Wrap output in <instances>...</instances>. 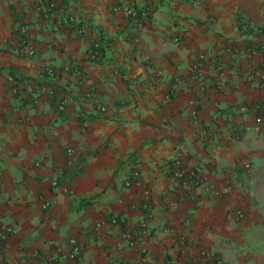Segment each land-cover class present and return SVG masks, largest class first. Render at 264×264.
Masks as SVG:
<instances>
[{
  "label": "crops",
  "instance_id": "1",
  "mask_svg": "<svg viewBox=\"0 0 264 264\" xmlns=\"http://www.w3.org/2000/svg\"><path fill=\"white\" fill-rule=\"evenodd\" d=\"M51 1L42 18L37 0H0V264H35L32 250L42 264H203L200 250L264 264V0ZM119 2L147 12L144 29ZM15 21L29 57L12 52ZM64 66L79 74L44 73ZM172 158L205 178L198 205ZM69 238L77 260L60 256Z\"/></svg>",
  "mask_w": 264,
  "mask_h": 264
},
{
  "label": "built area",
  "instance_id": "2",
  "mask_svg": "<svg viewBox=\"0 0 264 264\" xmlns=\"http://www.w3.org/2000/svg\"><path fill=\"white\" fill-rule=\"evenodd\" d=\"M35 8L39 11L42 18H46L51 14L52 10L54 9V3L51 0H37V4ZM113 10L115 12H120L124 17L130 19L136 28H139V29L145 28L144 21H145L146 14H147L145 10L136 11L133 8L129 7L128 5L124 4L123 2H119L118 4H115L113 6ZM72 20H73V17L71 15H68L64 20H57L56 23L57 24H61L64 22L69 23ZM241 29L242 30L244 29L243 26H241ZM11 30L13 34L12 52L19 57L31 56L34 52V49H33L32 44L27 39L26 27L22 23L15 21L12 24ZM79 31L82 32L83 30L80 29ZM177 40L178 38H174L175 42ZM261 49L264 51V43L263 44L261 43ZM99 53H100V50H99L98 42L92 40L91 50L88 54L89 59L92 61L97 60L99 57ZM202 58H203V55L200 54L197 61H195V63L192 64V68H191L190 78L197 83H199L201 66H202L201 64ZM261 64L262 66H264L263 60ZM44 73L49 77H53L57 73L61 75H65L68 73L78 75L79 69L75 66H72V67L64 66L62 68H59V70H55L52 67H46L44 69ZM259 73H260L259 70H256L252 73V75H255V74L258 75ZM219 75H221V72H219ZM250 77L251 75H248V78ZM41 89L49 93H52V89L45 88L44 86H42ZM198 89L200 91H203L204 87L202 85H199ZM63 105H64V100L61 99L57 102V108L59 110L63 109ZM96 109L99 111H102L104 107L96 106ZM240 109L245 110V107L241 106ZM261 119H264V111L260 112L259 115H257L255 118L257 122L260 121ZM72 154H73V149L71 147H67L65 150L67 165L72 164ZM167 166L170 168L171 177L176 181L177 191L180 192L181 194H184L189 199H191L195 205H198L199 202L194 195L190 194V189L193 186L204 184L205 178L203 176L196 175L192 169H185L181 165L179 159L177 158L169 159L167 161ZM51 183L54 185L55 182L53 181ZM124 184L125 185H139L138 173L135 170H132L130 172V176L124 181ZM144 193L146 194L147 191H144ZM168 200L169 199L167 197L163 198L162 199L163 204L165 205L168 204ZM46 205H47L46 202L42 203V207H45ZM143 207H146V204H143ZM147 215L150 216V214H147ZM240 215L241 214L237 212V216H240ZM97 225L98 224H96V226ZM168 226H165L164 228L165 232L171 231V229H169ZM10 230H11L10 227H5V228L0 229V239L3 238L5 236V233H7ZM128 237L129 235L126 233H123L121 235V238L123 239H126ZM178 243L180 245L184 244V236L179 235ZM68 244H69L68 250L66 252L60 253L61 258L66 259V260L68 259L77 260L79 258V252H80L81 246L76 242L74 238H69ZM199 254L203 258V264H221L222 262L220 257L211 251L200 250ZM30 256L36 260L35 264L43 263V261L39 257V253L37 250H32L30 252ZM48 259L51 260L52 257Z\"/></svg>",
  "mask_w": 264,
  "mask_h": 264
},
{
  "label": "trees",
  "instance_id": "3",
  "mask_svg": "<svg viewBox=\"0 0 264 264\" xmlns=\"http://www.w3.org/2000/svg\"><path fill=\"white\" fill-rule=\"evenodd\" d=\"M87 202H89V200H86Z\"/></svg>",
  "mask_w": 264,
  "mask_h": 264
}]
</instances>
